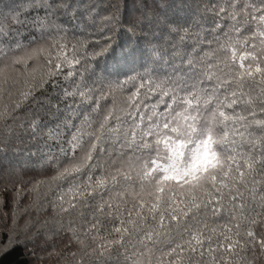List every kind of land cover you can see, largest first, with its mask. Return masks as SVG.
<instances>
[{
  "label": "snow or ice",
  "instance_id": "obj_1",
  "mask_svg": "<svg viewBox=\"0 0 264 264\" xmlns=\"http://www.w3.org/2000/svg\"><path fill=\"white\" fill-rule=\"evenodd\" d=\"M133 2L0 7L9 231L65 264H264V0Z\"/></svg>",
  "mask_w": 264,
  "mask_h": 264
},
{
  "label": "trees",
  "instance_id": "obj_2",
  "mask_svg": "<svg viewBox=\"0 0 264 264\" xmlns=\"http://www.w3.org/2000/svg\"><path fill=\"white\" fill-rule=\"evenodd\" d=\"M166 1L167 5L160 4L163 2L165 3ZM92 2L96 3L97 11H102L106 6L104 0H77L79 11L81 13H86L87 8ZM149 2L152 3L153 0H149ZM12 4H14V0H2L0 7ZM155 4L160 15L167 14L169 16H175L177 13H179V15H183L178 6L179 0H155ZM138 7L139 5L137 3H134L133 0H129L128 11L131 15H135ZM141 10L143 9L141 8ZM29 146L28 138L25 135L22 140L15 141L13 145L4 150L3 155H0V161H2L5 165L14 163L16 161L17 154L23 152L25 148ZM27 202V198H21L20 203L22 205H26ZM26 219H29V217L26 215L20 216L17 218L16 222L22 228ZM31 219H36L35 213H33ZM12 227L11 211L6 204L3 209L0 210V241L7 243L9 247L6 252L0 253V264H65V262L60 260L59 257H50L48 255V251H52V249L44 251L42 250V245L34 246L31 241L26 239L23 231L20 229H14L10 233L9 229H12ZM10 235L13 237L11 241H9ZM62 247L63 245H57L55 250L60 251Z\"/></svg>",
  "mask_w": 264,
  "mask_h": 264
},
{
  "label": "rangeland",
  "instance_id": "obj_3",
  "mask_svg": "<svg viewBox=\"0 0 264 264\" xmlns=\"http://www.w3.org/2000/svg\"><path fill=\"white\" fill-rule=\"evenodd\" d=\"M167 3V1L164 3H160V4H163V5H165ZM167 5V4H166ZM175 7V6H174ZM172 8V7H171ZM155 11L158 13L159 12V10L157 11V9L155 8ZM137 14V12L135 13V15Z\"/></svg>",
  "mask_w": 264,
  "mask_h": 264
}]
</instances>
